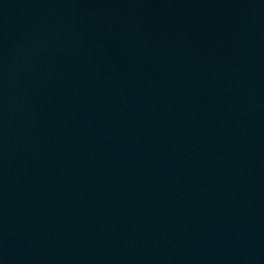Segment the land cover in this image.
<instances>
[{
  "label": "water",
  "instance_id": "water-1",
  "mask_svg": "<svg viewBox=\"0 0 264 264\" xmlns=\"http://www.w3.org/2000/svg\"><path fill=\"white\" fill-rule=\"evenodd\" d=\"M0 264H264V0H0Z\"/></svg>",
  "mask_w": 264,
  "mask_h": 264
}]
</instances>
